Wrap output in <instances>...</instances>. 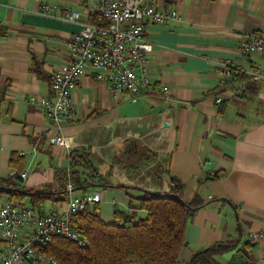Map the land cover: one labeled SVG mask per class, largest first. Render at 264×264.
I'll list each match as a JSON object with an SVG mask.
<instances>
[{"label": "crops", "instance_id": "0c3cea01", "mask_svg": "<svg viewBox=\"0 0 264 264\" xmlns=\"http://www.w3.org/2000/svg\"><path fill=\"white\" fill-rule=\"evenodd\" d=\"M92 1L0 0V177L18 171L21 188L53 191L54 198L39 206L29 195L20 200L43 213L66 208L68 192L60 190L56 170H69L75 151L87 153L92 166L133 194L139 188L165 191L174 176L184 185V200L203 201L185 226L179 264L213 243L231 242L216 256L225 264L246 241L255 264H264V79L250 80L237 96H228L218 82L223 59L264 70V53L244 54L238 46L242 31L264 35V0H152L156 7L176 9L178 16L145 22L144 35L152 44L151 89L136 99L128 92L115 94L104 72L87 71L71 92V117L57 127L42 99L52 96L49 75L69 60L67 40L91 17ZM42 3L56 8L41 13ZM63 7L79 11V19L60 18ZM217 94L223 97L219 104ZM57 134L68 137L70 145L50 143ZM137 147L155 155L141 170L128 163ZM93 191L100 199L87 209L97 207L103 221H113L115 207L129 209L123 187L71 193ZM6 201L2 195L0 204Z\"/></svg>", "mask_w": 264, "mask_h": 264}, {"label": "built area", "instance_id": "2783aa9c", "mask_svg": "<svg viewBox=\"0 0 264 264\" xmlns=\"http://www.w3.org/2000/svg\"><path fill=\"white\" fill-rule=\"evenodd\" d=\"M55 8L54 4L42 3L39 11L49 13ZM89 9L95 20L83 21L82 27L67 40L69 60L50 73L52 96L42 99L47 118L57 127L71 117L75 108L71 92L87 71L104 72L115 94L128 92L136 99L143 89H151L147 55L152 44L144 35L145 22H164L178 16L176 9L156 7L152 0H93ZM59 17L76 21L80 13L63 7ZM238 46L244 54L264 53V35L242 31ZM219 71L222 74L219 85L228 96L242 94L250 80L264 79V70L234 66L228 59L219 61ZM160 89L169 93L166 85ZM222 99V94L214 97L217 104ZM49 142L70 145L68 137L62 134L50 136ZM25 175L26 172L21 174ZM66 190L67 205L62 210L52 208L39 213L31 205L15 200L0 204V264H16L21 260L56 263L45 252V244L55 235L85 244L86 239L79 235L71 219L88 204L98 202L100 194L98 191L72 194L70 182L66 183ZM255 238L254 234L249 236L251 241Z\"/></svg>", "mask_w": 264, "mask_h": 264}, {"label": "trees", "instance_id": "16d2710c", "mask_svg": "<svg viewBox=\"0 0 264 264\" xmlns=\"http://www.w3.org/2000/svg\"><path fill=\"white\" fill-rule=\"evenodd\" d=\"M89 20L95 19L91 16ZM154 157L150 149L137 147L134 160L128 163L141 170ZM18 178V171L0 177V197L5 195L9 201L16 198L21 203L20 200L29 195L34 206L54 198V192L48 189L21 188L16 182ZM56 178L64 193L67 192L66 183L70 182L72 190L119 186L126 188L129 196V209L115 207L112 222L103 221L97 207L91 211L85 207L74 214L72 224L86 242L79 245L61 235L53 236L45 244V252L58 264H179V251L185 243V226L203 201L197 196L184 200V185L176 177H170L165 191L139 188V193L133 194L128 191L129 186L110 182L109 172L100 173L92 166L87 153L75 151L70 155L69 170L57 169ZM231 244L213 243L196 251L187 264H222L216 256L227 251ZM251 245L246 241L225 264H255L248 253Z\"/></svg>", "mask_w": 264, "mask_h": 264}, {"label": "rangeland", "instance_id": "374dc122", "mask_svg": "<svg viewBox=\"0 0 264 264\" xmlns=\"http://www.w3.org/2000/svg\"><path fill=\"white\" fill-rule=\"evenodd\" d=\"M27 201V200H26Z\"/></svg>", "mask_w": 264, "mask_h": 264}]
</instances>
